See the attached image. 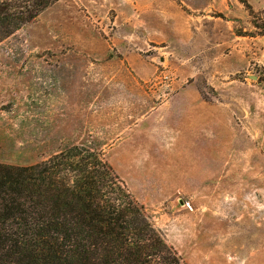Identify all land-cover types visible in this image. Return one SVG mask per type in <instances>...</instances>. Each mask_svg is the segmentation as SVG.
<instances>
[{
  "label": "rangeland",
  "instance_id": "obj_1",
  "mask_svg": "<svg viewBox=\"0 0 264 264\" xmlns=\"http://www.w3.org/2000/svg\"><path fill=\"white\" fill-rule=\"evenodd\" d=\"M100 153L182 264H264V0H60L0 43V164Z\"/></svg>",
  "mask_w": 264,
  "mask_h": 264
},
{
  "label": "trees",
  "instance_id": "obj_2",
  "mask_svg": "<svg viewBox=\"0 0 264 264\" xmlns=\"http://www.w3.org/2000/svg\"><path fill=\"white\" fill-rule=\"evenodd\" d=\"M60 0H0V43ZM0 264H182L100 153L0 164Z\"/></svg>",
  "mask_w": 264,
  "mask_h": 264
}]
</instances>
